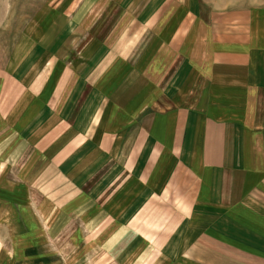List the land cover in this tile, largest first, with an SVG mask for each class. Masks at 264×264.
I'll use <instances>...</instances> for the list:
<instances>
[{"label": "crops", "instance_id": "crops-1", "mask_svg": "<svg viewBox=\"0 0 264 264\" xmlns=\"http://www.w3.org/2000/svg\"><path fill=\"white\" fill-rule=\"evenodd\" d=\"M83 263L264 264V5L79 0L23 24L0 264Z\"/></svg>", "mask_w": 264, "mask_h": 264}, {"label": "rangeland", "instance_id": "rangeland-1", "mask_svg": "<svg viewBox=\"0 0 264 264\" xmlns=\"http://www.w3.org/2000/svg\"><path fill=\"white\" fill-rule=\"evenodd\" d=\"M215 7L246 8L254 5H264V0H207ZM79 0H0V66L6 61L7 54L11 52L19 30L23 24L41 5H55L74 3ZM97 252H91L90 258L95 259ZM85 264V263H83ZM91 264V263H90Z\"/></svg>", "mask_w": 264, "mask_h": 264}]
</instances>
